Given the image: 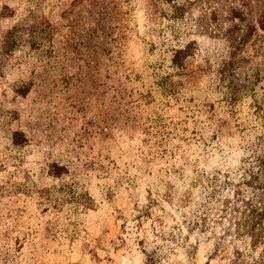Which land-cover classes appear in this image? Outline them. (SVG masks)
<instances>
[{
    "label": "rangeland",
    "instance_id": "1",
    "mask_svg": "<svg viewBox=\"0 0 264 264\" xmlns=\"http://www.w3.org/2000/svg\"><path fill=\"white\" fill-rule=\"evenodd\" d=\"M176 1L0 0V264L264 260L219 186L264 141V0Z\"/></svg>",
    "mask_w": 264,
    "mask_h": 264
},
{
    "label": "trees",
    "instance_id": "2",
    "mask_svg": "<svg viewBox=\"0 0 264 264\" xmlns=\"http://www.w3.org/2000/svg\"><path fill=\"white\" fill-rule=\"evenodd\" d=\"M171 4L172 10L170 18L180 19L183 18L184 14L189 11V5L185 2H177L176 0H166ZM260 21H258L261 28L264 29V11L260 16ZM234 66V67H233ZM236 65L232 61H227L223 63L218 69V73L221 75L222 79H226L229 75L232 76L233 71L236 69ZM245 75V74H244ZM234 81L230 77V82H228V87L231 89L230 97L236 99L242 91H245L249 86L247 80L248 76L245 75L242 80L237 78ZM229 79V78H228ZM249 162L247 166L243 169V174L241 177L235 181L222 180L219 186L222 185L223 189H230L231 196H225L222 199V210L227 218L228 225L233 228L234 236L238 239H249V244L251 246H258L264 244V141L260 143L259 148L251 156H249ZM218 177L213 176L209 182L211 190L207 193L208 202L214 199L217 200L215 195L217 192L215 187H217ZM204 207L207 205H203ZM207 211H201L197 216L196 220L193 221L194 226H200L201 229L207 226ZM181 234L180 229L178 233ZM174 237V235L172 234ZM186 238V236H184ZM222 243L217 240L213 245V250L208 257V262L213 259L218 253H221ZM263 252V250H262ZM146 260L149 264H162L161 255L156 248L144 251ZM226 255V254H222ZM260 254L258 257L252 252H246L243 250L236 249L232 252L231 256H223L225 260L222 264H264V260ZM190 264H195L194 262Z\"/></svg>",
    "mask_w": 264,
    "mask_h": 264
}]
</instances>
